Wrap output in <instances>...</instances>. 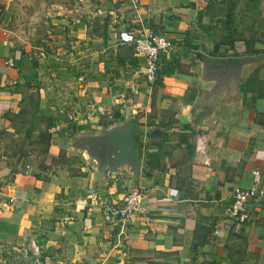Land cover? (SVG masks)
<instances>
[{
	"label": "crops",
	"instance_id": "1",
	"mask_svg": "<svg viewBox=\"0 0 264 264\" xmlns=\"http://www.w3.org/2000/svg\"><path fill=\"white\" fill-rule=\"evenodd\" d=\"M231 1L230 10L229 0L0 1V264H27L20 249L30 240L47 264H264V196L248 202L245 222L225 219L233 187L264 183V43L232 38L239 0ZM146 28L174 44L159 54L151 83L144 58L118 41ZM37 49L42 62L27 60ZM193 51L262 61L244 69L240 119L227 128L208 118L197 126L211 108L195 105ZM126 114L136 123L135 181L116 175L95 187L90 164L77 176L43 178L36 160L11 145L19 138L24 150L32 139L13 128L42 126L50 149L61 151V137ZM138 187L147 212L122 229L103 223L101 203ZM67 232L73 241L60 242Z\"/></svg>",
	"mask_w": 264,
	"mask_h": 264
},
{
	"label": "water",
	"instance_id": "2",
	"mask_svg": "<svg viewBox=\"0 0 264 264\" xmlns=\"http://www.w3.org/2000/svg\"><path fill=\"white\" fill-rule=\"evenodd\" d=\"M192 55L197 63L196 83L201 90L195 105L201 107L206 103L211 108V111L197 122V126L208 118L217 122L220 128H227L240 119L237 109L238 84L239 79L244 75V69L262 61L236 56L212 58L200 51H193ZM209 69L225 72V83L216 87V78L205 75ZM204 92H210L206 99L203 97ZM135 127L136 123L132 116L126 114L119 121L102 125L91 131L71 132L68 136L61 137L57 143L61 149L79 153L89 162L92 185L95 187L104 185L107 178H114L116 175L135 181L140 174L137 144L133 134ZM73 237L72 233L67 232L60 238V242L70 243Z\"/></svg>",
	"mask_w": 264,
	"mask_h": 264
},
{
	"label": "built area",
	"instance_id": "3",
	"mask_svg": "<svg viewBox=\"0 0 264 264\" xmlns=\"http://www.w3.org/2000/svg\"><path fill=\"white\" fill-rule=\"evenodd\" d=\"M118 41L129 44L134 54L144 58L145 66L142 73L148 83L153 82L156 75L159 54L171 50L174 46L173 41L164 31H154L149 28L142 30L139 34L126 32ZM45 56L46 53L42 49H37L35 52L27 53L26 59L40 63ZM11 70L15 72L12 67ZM13 77H17L16 73L13 74ZM53 128L59 130L60 125L56 124ZM253 173L256 174L257 172L254 171ZM263 196L264 183L258 181L252 182L247 188L233 187L230 202L225 208L226 221L231 223L245 222L249 216L248 202ZM148 203L144 188H134L125 192L119 200L102 202L100 206L101 220L107 225L122 229L136 215L145 214L148 210ZM20 253L28 260L27 264H47L49 262L48 256L42 253L39 244L34 240H30L27 245L22 244Z\"/></svg>",
	"mask_w": 264,
	"mask_h": 264
},
{
	"label": "rangeland",
	"instance_id": "4",
	"mask_svg": "<svg viewBox=\"0 0 264 264\" xmlns=\"http://www.w3.org/2000/svg\"><path fill=\"white\" fill-rule=\"evenodd\" d=\"M42 1L44 3H50L52 7L61 4L65 7L68 5L73 7V5L76 4L74 2L75 0ZM253 4L254 6H252ZM233 12L235 14L234 25L236 28L234 29L232 38L241 41L248 40L246 42L247 44H251L253 40L264 43V3L255 6V2L251 4V1H247L246 3L245 0H239ZM44 130L45 128L42 126H38L34 129H26L25 127H21L20 129L13 128V131L24 136L25 140L32 137V139H35L38 142L45 137ZM25 131H29V137L25 138ZM20 144L19 138H15L11 145H13V149L16 151L17 149H21L26 155L32 157V160H36V169L39 173L41 172L43 178L49 176H77L78 174L83 173V167L89 165V162H87L79 153H66L64 150L55 152L46 144L41 143L30 144V146L26 144L25 146L27 147L23 150V147H21Z\"/></svg>",
	"mask_w": 264,
	"mask_h": 264
},
{
	"label": "trees",
	"instance_id": "5",
	"mask_svg": "<svg viewBox=\"0 0 264 264\" xmlns=\"http://www.w3.org/2000/svg\"><path fill=\"white\" fill-rule=\"evenodd\" d=\"M255 1H257V0H255ZM229 2H230V4H229V7H230L229 10H230L233 7L234 2L231 1V0H229ZM231 22H232V14H231L230 11H228V13L226 15V20H225L226 34H227L228 37L231 34V32H230L231 31ZM186 46L190 50H194L195 49V47H192L189 44H187ZM103 125H105V123ZM25 135H26V137H29L30 136L29 135V131H25ZM49 139H50V135L48 133H46L45 137L42 140H40L39 142L37 140H35V139H29L28 141H30V144L41 143V144H46L47 146H49L50 145L49 144ZM181 140H184V137ZM185 144H187V146L189 145L188 143H185Z\"/></svg>",
	"mask_w": 264,
	"mask_h": 264
},
{
	"label": "flooded vegetation",
	"instance_id": "6",
	"mask_svg": "<svg viewBox=\"0 0 264 264\" xmlns=\"http://www.w3.org/2000/svg\"><path fill=\"white\" fill-rule=\"evenodd\" d=\"M214 62H217V61H214ZM208 71H209V73L212 74L213 77L216 78V80H217V85L216 86H218V85H220L222 83H225V81H226L225 72L214 71L212 69H209Z\"/></svg>",
	"mask_w": 264,
	"mask_h": 264
}]
</instances>
